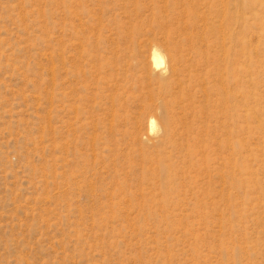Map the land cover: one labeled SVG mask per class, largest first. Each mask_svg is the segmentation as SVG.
Wrapping results in <instances>:
<instances>
[{"label":"rangeland","instance_id":"1","mask_svg":"<svg viewBox=\"0 0 264 264\" xmlns=\"http://www.w3.org/2000/svg\"><path fill=\"white\" fill-rule=\"evenodd\" d=\"M0 264H264V0H0Z\"/></svg>","mask_w":264,"mask_h":264},{"label":"bare ground","instance_id":"2","mask_svg":"<svg viewBox=\"0 0 264 264\" xmlns=\"http://www.w3.org/2000/svg\"><path fill=\"white\" fill-rule=\"evenodd\" d=\"M148 60H150V63L152 64V66L155 69H158L160 66H162L163 64H165V66L163 67V69H162V71L160 73V76H159L162 79L174 78L175 75H176V73H178L177 68H175L176 67L175 66V63H176V55L175 54L173 55L171 53H168L165 56L164 55H161V53L158 50V48H156L155 46H153ZM165 61H166L167 64L165 63ZM153 67H152V69H153ZM161 114H160V116H158L159 122L157 124H156L155 120H153L152 117H150V120L148 122L149 123V128H150V132L149 133H151L154 128H157L158 129L157 130L158 131V137H156L158 139L155 141V143L157 144V146H158L159 143L161 145L164 140L165 141L170 140V139H168V137H170V135H171L170 134L171 132H169V130H170V120L171 119H169V117H168L167 114L166 115H165V113H161ZM172 129H174V128H172ZM153 131H155V130H153ZM172 139H173V137H172Z\"/></svg>","mask_w":264,"mask_h":264}]
</instances>
